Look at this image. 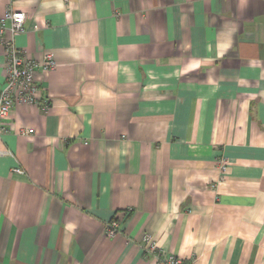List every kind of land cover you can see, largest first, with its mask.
Masks as SVG:
<instances>
[{
    "label": "crops",
    "instance_id": "0c3cea01",
    "mask_svg": "<svg viewBox=\"0 0 264 264\" xmlns=\"http://www.w3.org/2000/svg\"><path fill=\"white\" fill-rule=\"evenodd\" d=\"M8 9L16 47L55 67L35 73L48 109L5 119L0 264H159L145 234L189 264H264V0ZM4 63L0 42V88Z\"/></svg>",
    "mask_w": 264,
    "mask_h": 264
},
{
    "label": "built area",
    "instance_id": "2783aa9c",
    "mask_svg": "<svg viewBox=\"0 0 264 264\" xmlns=\"http://www.w3.org/2000/svg\"><path fill=\"white\" fill-rule=\"evenodd\" d=\"M26 16L23 11L8 9L0 16V42L3 45L5 54L4 85L0 88V138L10 131V127L5 124L9 110L18 103L37 104L43 110H47L49 104L40 95L41 87L38 84L35 73L36 68L41 67L44 71L55 67V59L51 53H45L40 62L26 56L22 49L16 47L14 37L25 31L24 22ZM37 28V26H34ZM10 36H6V33ZM14 131L20 135H29L33 129L25 127H14ZM8 153L1 151L0 153ZM219 168L225 171L226 162L219 160ZM15 172L21 169L13 168ZM120 230L118 219H111L105 227V234L114 236ZM141 249L147 255L154 256L159 264H189L184 258L167 253L157 246L156 241L150 234H145L141 240Z\"/></svg>",
    "mask_w": 264,
    "mask_h": 264
}]
</instances>
